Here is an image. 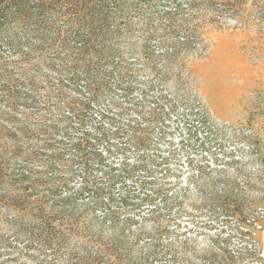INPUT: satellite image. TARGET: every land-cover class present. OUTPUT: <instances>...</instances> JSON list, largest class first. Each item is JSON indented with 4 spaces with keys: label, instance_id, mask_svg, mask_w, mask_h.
I'll return each instance as SVG.
<instances>
[{
    "label": "rangeland",
    "instance_id": "rangeland-1",
    "mask_svg": "<svg viewBox=\"0 0 264 264\" xmlns=\"http://www.w3.org/2000/svg\"><path fill=\"white\" fill-rule=\"evenodd\" d=\"M196 1L198 5L194 7L189 6L190 0L164 4L179 20L192 23L188 45L173 46L175 40L186 38V31H168L159 9L155 10L152 24L131 15L124 38L115 45L122 55L108 60L104 67L111 71L107 78L111 86L119 84V74L125 71L135 76L132 82L147 88L163 87L171 94L194 92L211 119L221 125L220 131L205 129L201 142L185 136L184 145L179 146L181 137L177 134L181 128L178 130L174 122L166 125L169 129L151 130L149 135L160 134L159 131L171 135L166 141H161L164 133L157 140L150 136L155 156L169 161L157 160L149 149L139 152L128 145L117 156L104 158L107 168L100 169L95 162L89 178L101 188L99 193L81 190L80 167L76 171L81 177L74 179L64 170L46 174L36 168L39 174L31 178L53 181L62 177L69 181L57 192L73 197L66 208L77 220L69 229L56 224L55 233L68 241L63 258L72 251L83 254L85 249L98 254L100 247L118 255L121 264H201L212 255H222L225 249L228 256L235 257L234 264H264V239L243 236L240 232L247 229L238 224L231 209L239 207L250 219L253 214L264 217V206L253 213L254 204L264 200V35L249 21L257 12L255 0ZM175 4L181 6L179 14ZM151 13L148 10L144 15L149 18ZM151 35L154 38L146 40ZM10 61L35 75L43 99L50 93L47 76L54 82L59 80L38 55L32 62L16 57ZM80 85L82 96L87 97L86 82L81 81ZM4 89L0 79L1 111L8 105ZM67 94L76 96L71 89H67ZM42 97L37 98L39 111H22L32 114L29 126L35 128L34 122L43 116V130L55 122L64 130L60 120L69 115L67 101L50 107L53 119L45 121L47 112ZM101 107L95 109L97 116L105 110ZM94 117L98 122L99 118ZM78 127L76 122L74 129H68V135L57 132L53 138L65 143L78 139L82 134ZM114 145L120 147L118 142ZM185 157L191 161L188 167L181 162ZM110 172L113 182L107 179ZM43 193L50 195V203L56 198V194L41 188L38 194ZM1 210L4 217L0 221V264H39L42 259H54L51 251H43L34 243L37 236L50 231L26 217L24 221L30 222L26 229L14 232L11 221L19 218L6 208ZM91 237L100 243L82 245L85 238Z\"/></svg>",
    "mask_w": 264,
    "mask_h": 264
},
{
    "label": "trees",
    "instance_id": "trees-1",
    "mask_svg": "<svg viewBox=\"0 0 264 264\" xmlns=\"http://www.w3.org/2000/svg\"><path fill=\"white\" fill-rule=\"evenodd\" d=\"M261 1L264 2L255 0L257 12L254 20L249 21H252L251 25L258 26L259 32L264 35V3ZM171 2L175 3V0H0V79L4 92L8 94V105L4 111L0 110V221L4 217L1 208H6L19 218L11 221L14 232L26 229L30 223L24 221L26 217L41 223L43 230L50 231L46 234L42 230L46 235L37 236L34 243L43 251H51L54 259H42L39 264H121V260L115 253L100 247L98 254L85 249L83 254L72 251L67 258H63V248L68 241L55 233L56 224L69 229L77 220L73 212L66 208L73 197L57 195V192L59 188L68 186L69 181L62 177L53 181L31 178L39 174L36 168L46 174L64 170L68 177L74 179L81 177L76 171L80 167L83 173L81 190L99 193L101 188L89 178L95 170V162L98 168H107L104 158L117 156L128 145L139 152L149 149L157 160L169 161L155 156L150 138L152 136L157 140L164 132L149 135L151 130H159V127L169 129L166 125L174 122L178 130L181 128L177 134L181 137L179 146L184 145L185 139L182 138L185 136L188 140L201 142L199 138L203 139L205 129H212L215 133L220 131L221 125L211 119L192 91L171 94L163 87L147 88L132 82L135 76L125 71L119 74L117 85L111 86L107 79L111 71L104 65L122 55L115 45L124 38L123 31L128 30L126 27L131 24V15L143 17V22L152 24L155 10L159 9L168 31H186V38L175 40L173 46L189 44L192 23L188 19L179 20L168 12L166 9L169 6L164 4ZM196 2L190 0L189 6L198 5ZM180 9L181 6L175 4L176 14L180 13ZM148 10L152 11L149 18L144 15ZM232 16L244 18L242 15ZM152 38L154 35L146 40ZM36 55L43 59L46 69L59 78L58 82H54L47 76L50 93L45 99L38 93L35 75L27 67L11 65L10 61V58L16 57L32 62ZM34 66L38 72L39 68ZM81 81L86 82L87 97L82 96ZM67 89H71L76 96L69 97ZM38 96L42 97L41 103L46 108L45 121L53 119L50 107L56 108L58 101H67L69 115L62 116L60 120L64 123V130L57 122L48 130H43V116L34 122L35 128L29 126L32 114L22 111L27 108L39 111ZM101 105L105 110L97 116L95 109ZM95 115L99 118L98 122ZM76 122L78 129L82 130L81 137L67 143L56 142L53 136L57 132L68 135V129H72ZM143 124L148 127L144 128ZM168 136L171 135L164 133L161 141H166ZM114 142H118L120 147ZM181 162L187 167L191 163L189 157L181 159ZM60 166L63 169H58ZM110 173L111 177L107 179L113 182L114 177ZM41 188L56 194L53 202H49L50 195L38 194ZM263 206L264 200L256 202L253 213ZM231 209L232 214L238 217V224L247 229L240 232L243 236L251 240L264 239V217L253 214L250 219L239 207ZM258 226L260 229H257ZM88 243L100 242L92 237L82 241V245L87 246ZM222 250V255H212L201 264H234L235 257ZM122 264L141 263L126 261Z\"/></svg>",
    "mask_w": 264,
    "mask_h": 264
}]
</instances>
